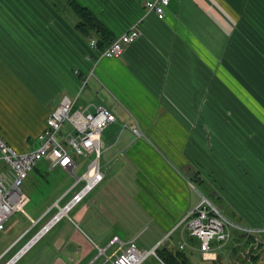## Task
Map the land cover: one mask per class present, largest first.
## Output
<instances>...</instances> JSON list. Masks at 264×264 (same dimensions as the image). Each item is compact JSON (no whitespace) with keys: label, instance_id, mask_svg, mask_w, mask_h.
Instances as JSON below:
<instances>
[{"label":"crops","instance_id":"obj_1","mask_svg":"<svg viewBox=\"0 0 264 264\" xmlns=\"http://www.w3.org/2000/svg\"><path fill=\"white\" fill-rule=\"evenodd\" d=\"M57 1L0 0V15L5 17L0 18V129L18 150L37 145V134L61 97L76 93L83 76L102 58L74 29L71 18L57 12ZM77 1L92 8L115 37L136 22L140 29L123 54L103 66V82L126 112L118 134L101 132L100 155L105 154L113 171L106 175L99 163L103 179L70 209L74 217L67 213L71 220L58 225L56 234L51 230L63 217L38 238L30 249L45 236L50 239L39 247L36 258L26 263L19 258L14 264H92L94 258L84 260L93 249L89 244L97 247L95 239L102 232H108L109 242L117 236L119 245H125L108 231L111 223L137 216L123 211L139 210L158 220L160 236L152 247L205 195L202 184L210 187L208 193L219 202L213 204L226 216L244 225L264 226V98L253 94L263 93L264 79L246 77L249 68L264 74V55L257 41L249 39L243 18L252 0H170L163 18L147 10L145 0ZM255 45L259 68L250 63L247 51ZM201 102L207 104L206 116L199 113ZM202 121L208 122V130L189 127L190 122ZM21 122L26 124L19 127ZM56 167L71 173L44 159L21 185L27 203L30 191L36 193L34 214L25 207L21 211L32 220L28 232L50 220L44 218L58 199H51L54 192H47L43 178ZM8 170L0 166V172L10 175ZM194 172L204 179L201 184L193 180ZM180 230L176 245L168 238L166 245L180 249L179 243L186 241L181 250L193 264H238L246 259L241 252L248 249L257 255L253 264H264V234H255L251 242L236 233L220 245L213 240L216 259L204 260L199 244L191 246L184 237L186 228ZM48 232L51 235H45ZM130 241L137 245L134 238Z\"/></svg>","mask_w":264,"mask_h":264},{"label":"built area","instance_id":"obj_2","mask_svg":"<svg viewBox=\"0 0 264 264\" xmlns=\"http://www.w3.org/2000/svg\"><path fill=\"white\" fill-rule=\"evenodd\" d=\"M169 3L170 0H145L144 6L147 10L154 12L158 18H163ZM139 35L140 29L136 22L127 32L112 40L100 52V56H121L126 46L135 41ZM90 44L96 47L95 39H91ZM73 99L75 98L65 95L61 97L58 105L47 116L43 128L38 132L37 145L32 149L16 150L0 135V160L7 165L8 171H10V175H7L6 171L0 172V229L4 227L5 222L14 211H23L24 205L28 202V196L23 192L21 185L37 161L44 158L52 167H66L71 173H74V169L78 165L75 155L88 157L90 154H94V157L99 158L101 132L115 120V115L109 108L101 104L95 105L93 110L89 109L90 106L74 109ZM66 121L70 123V130L62 133L61 128ZM59 133L60 138H57ZM81 179H85L86 183L74 193L71 199L65 203L66 205L64 204L67 211L103 179L97 159L90 160L82 176H76L74 185ZM91 181L92 184H90ZM58 201L59 199L55 203L57 206H59ZM58 213L56 212L50 220L52 224L67 215L68 212L57 217ZM179 226L186 228L188 235L198 238L200 255L204 260L216 259V249L211 244L213 240L218 241L220 245L231 238V233L234 231L244 234H264V226L244 225L232 220L204 195H200L199 201L183 215L176 225V227ZM43 228L48 229L46 225ZM21 237L22 235L0 254V260ZM118 241V237L114 236L108 245H113ZM163 241L164 239L147 249L139 248L133 241H130L125 247L121 243L108 255L106 248H100L99 255L102 253L106 256L100 264H143L150 256L160 259L155 250ZM187 245L183 240L179 243V248L182 249ZM21 247L1 264H14L28 250L26 248L21 252L23 248Z\"/></svg>","mask_w":264,"mask_h":264},{"label":"rangeland","instance_id":"obj_3","mask_svg":"<svg viewBox=\"0 0 264 264\" xmlns=\"http://www.w3.org/2000/svg\"><path fill=\"white\" fill-rule=\"evenodd\" d=\"M58 1L57 2L59 4V6L63 9L61 11V13H62L61 15L65 16V17H70L71 19L76 20V16L73 14V12L68 7L65 9L64 6L61 4V0H58ZM249 6H250L249 9H247L246 13L244 11V14H243V18L248 22V25H249L248 37H249V39H252V41H253V39L255 42L257 41V45L259 46L260 51L264 55V1L263 0H252L251 3L249 4ZM0 18L4 19L5 17L0 15ZM3 27H4L6 32L12 33V31L9 30L6 27V25H4ZM91 39L92 38H89V41ZM255 47H256V45L254 46V48L252 50L248 49L247 51L249 53L250 63L253 64V66L259 68L260 63H259V59L257 61V58L255 57V53L257 51V50H255L256 49ZM101 57L102 58L100 59V61L98 60L92 66V69L90 70V72H88L87 74H85L83 76V79H82L81 84L79 85V88L77 91L78 93L76 92V93L70 94V95L73 98H75V96H77V98L75 100V104H74V109L80 108V107L84 108L86 106H90L89 109L93 110L94 106L98 105V104L105 105V106H107V108L112 109L113 113L116 114V120L113 121L112 123L108 124L104 128L105 130L103 129L104 130L103 134L104 133L112 134L114 132H115V134H118L120 132V130L123 128V124H124L123 123V117H124L126 112L124 111L125 109L122 106L117 95L113 91H110V87L106 86V84L103 82L104 79L102 77V74L103 73L105 74V72L103 70L104 64L111 62L112 61L111 58H114V57H108V56H101ZM87 76H88V78H87ZM246 77H247L248 81L251 80V81H258V82L261 81L262 82V79H264V74L262 75L260 73L251 72L250 68H249V72L246 75ZM85 80H86V82H85ZM56 101H57V99H56ZM115 106H118L119 109L115 110L114 109ZM207 111H208L207 104L203 105V103L201 102V104L199 105V113L204 114V113H207ZM203 116H206V115L204 114ZM17 124L19 127L20 126L23 127L26 123L21 122V123H17ZM69 124L70 123L68 121H66L64 123V125L61 128L62 133H66L70 130ZM185 125H186V123H185ZM189 125H190L189 127H192L194 129H197L196 128L197 126H200L203 130L209 129L207 121L190 122ZM57 138H60V133L57 135ZM145 139H146L145 137H141L142 141H145ZM203 139L207 140V137L203 138ZM146 140L148 141V144L156 152L159 153V150L153 145V143L151 141H149L148 139H146ZM76 156H77L78 165L75 167L74 173H68V172L64 171L62 168L56 167L53 171L47 172L43 178V183H44L45 187L47 188V192H49V191H50V193H51V191L54 192V195L51 196V199H53L54 197H55V200L59 199V204L60 205L62 204V206H65L66 204L65 205H63V204L66 201L68 202L71 199V197L74 195V194H72V196H71V193L74 190L81 189L86 183L85 179H81V180H79V182L76 185H74L75 180H76V176L77 177L82 176V174L85 172L90 160H92V159L98 160L97 156H95L93 158L92 157L85 158L82 155H76ZM39 162L40 163L44 162V158L40 159L38 161V163ZM98 163H100V166L102 169L104 168L106 175H108L109 173H112L113 166L109 162H107L105 154L103 152L100 155V159L98 160ZM0 166H3L4 168H6V165L4 163H0ZM24 186H25V184H24ZM199 188L205 192L204 196H206L210 202H212L216 206H218L217 203H219V202L216 201L217 198L215 197V195L212 193H208L209 190H211L209 186L204 187L202 184L199 186ZM261 188H264V186H262ZM192 189H193V193H198V191L195 189V187L192 186ZM35 196H36V193H34V196H33L32 192L30 191L31 201L29 203H27V205L24 206L25 209L31 214H34L33 213L34 211H33L31 206H33L34 202L36 201ZM55 200H54V202H55ZM84 201L86 202V198L83 199L82 203ZM132 202L135 204V207L137 208L138 207L137 202L136 201H132ZM173 206L176 207L175 205H173ZM53 207H54V209L51 208L52 210L50 209L51 211H50L49 215L47 217H45L44 219L47 218L46 220H48L50 218V220H51L54 217V215L56 214V212L58 213L59 206L53 205ZM219 208H220V206H219ZM138 211L139 210L123 211L122 212L123 215L132 214V215H137V216L135 218L128 217V218H126V220L122 219V220H119L118 222L111 223L108 231L116 233L121 240L126 242L124 246H127L128 241L131 238L132 239L134 238L135 242L137 243V245L139 247L149 248L152 244V241L155 238H157L158 236H160L158 233L160 230V227L158 226L159 222L156 218H153V217L149 218L147 215L144 216L143 213H139ZM69 212H70V210L68 211V214H69ZM70 214L73 215V217L75 215L74 212H70ZM65 216L66 217H63L59 224L55 225L52 228L51 233L54 232V230H55V234H56V232L58 231V230H56L57 226L61 225V223L65 222V221H69L70 218H67L68 215H65ZM31 224H32V220L30 218H27V215L25 213L22 214L21 211H19V210L14 211L9 216L4 227L2 229H0V254L3 253V251L6 250L8 248V246L12 243V241H14L20 235H22V237H24V238H22L21 241H18L17 244L12 249L7 251V253L4 255V257L0 260V264L3 261H5L7 258L12 256L17 251V249L22 245H23L22 246L23 248L21 247L22 248L21 252L25 251L26 248L28 249L27 250L28 252L23 254L20 257L19 262L24 261V263H26L27 259L37 257L38 253L40 252L39 247H41L42 244H44L45 240L49 241V239H50L49 237H47L45 235H51V233L48 232L47 234H45L44 235L45 238H42L40 240V242H38V244L34 245L30 249V247L38 240L39 237L37 239H35L33 241V243H28V242L31 241V239L34 238V235L36 234V232L41 227L43 228V226H44V224L40 228H39V226H37V227L33 228L31 232H28V230H30ZM46 227H48V225ZM50 227L51 226H49L48 229ZM181 228H182V226H179V228L176 227L171 233H169L167 235H163L161 233L160 234H161V236L163 235L164 238L167 236L168 239L170 240L169 241L170 245L175 246L176 245V243H175L176 239L180 236V231H181L180 229ZM27 232H28V234H26ZM99 236L100 237L98 239H95L96 242L98 243L97 247H95V246H93L87 242L91 247H93V249H92L90 255L84 260V263H87L89 261V259H93V258H94V260H93L94 263H92V264L102 263L105 260L106 256L102 253L99 255V251H100L99 248H106V254L108 255L114 249H116L117 246L119 245V242L115 243L114 245H110V246L107 245L109 242V236H110V235H108V232L106 234H104L102 232ZM232 236H233V232L231 233V237ZM184 237L186 238L187 242L190 243L191 246H195V244H199V240L196 237H190L189 238V236L185 233H184ZM166 243H168V240L165 239L161 244L163 245ZM89 245H87L88 249H90ZM198 263L199 264H205L203 262H198ZM143 264H165V263L155 256H150L144 261Z\"/></svg>","mask_w":264,"mask_h":264},{"label":"trees","instance_id":"obj_4","mask_svg":"<svg viewBox=\"0 0 264 264\" xmlns=\"http://www.w3.org/2000/svg\"><path fill=\"white\" fill-rule=\"evenodd\" d=\"M65 4L63 5L66 9L67 7L73 12L76 16V20L71 19L73 22L74 29L82 36L89 38H95L96 48L98 51H102L112 40L116 37L112 29L107 26V24L99 17V15L90 7L80 3L77 0H64ZM55 9L57 12H61L63 9L58 5H55ZM258 97L264 98L263 93L256 91L253 93ZM0 135L9 143L4 133L0 129ZM10 144V143H9ZM193 180L197 181L201 184L204 179L194 172ZM243 235L240 236L243 240L252 241L251 238L257 237L255 234H243L239 231H234L233 234ZM156 254L165 264H193L189 255L186 251L172 248L167 246L166 244H159L156 248ZM252 251L248 249L247 251L243 250L241 252L242 257H246V259L240 261L238 264H253L257 255H253Z\"/></svg>","mask_w":264,"mask_h":264},{"label":"bare ground","instance_id":"obj_5","mask_svg":"<svg viewBox=\"0 0 264 264\" xmlns=\"http://www.w3.org/2000/svg\"><path fill=\"white\" fill-rule=\"evenodd\" d=\"M165 13H166V12H165ZM156 16H157V15H156ZM129 29H130V28H129ZM129 29H128V30H129ZM128 30H127V31H128ZM127 31H125V32H127ZM125 32H123V33H125ZM123 33H122V34H123ZM120 35H121V34H120ZM120 35H119V36H120ZM117 37H118V36H117ZM117 37H116V38H117ZM118 57H119V56H118ZM65 96L68 97V95H65ZM69 97H71V96H69ZM71 98H73V97H71ZM76 98H77V96H75V99L72 100L73 106H74V104H75V100H76ZM16 150H18V149H16ZM98 160H99V159H98ZM98 160H97V163H98ZM98 164H99V163H98ZM90 184H92V181L90 182ZM201 195H202V194H201ZM218 209H219V208H218ZM219 210H220V209H219ZM220 211H221V210H220ZM58 212H59V213L57 214V217L60 216V215H62V214H65L66 212H68V211H67V207H66V206H61V207H60V210H59ZM51 224H52V221H51V222L49 221V222L46 224V226L48 225V227H49V226H51ZM45 231H46L45 228L40 229V231L37 232V233L34 235V238H32L31 241H29L28 243H33V241H34L35 239H37L38 237H40L43 233H45ZM167 238H168V237H167ZM167 238H164V240H165V239L167 240Z\"/></svg>","mask_w":264,"mask_h":264}]
</instances>
